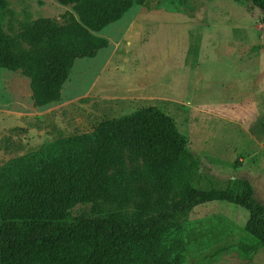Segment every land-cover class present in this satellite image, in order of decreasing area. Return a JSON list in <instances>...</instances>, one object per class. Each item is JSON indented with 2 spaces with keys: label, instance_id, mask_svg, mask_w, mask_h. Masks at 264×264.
Masks as SVG:
<instances>
[{
  "label": "trees",
  "instance_id": "trees-1",
  "mask_svg": "<svg viewBox=\"0 0 264 264\" xmlns=\"http://www.w3.org/2000/svg\"><path fill=\"white\" fill-rule=\"evenodd\" d=\"M57 1L73 9L63 22L0 29V68L30 79L36 107L59 101L76 60L109 46L99 33L147 2ZM244 1L264 13V0ZM200 169L175 119L154 105L45 143L0 169V264H188L186 222L212 202L247 211L235 247L251 258L264 248V202L248 178Z\"/></svg>",
  "mask_w": 264,
  "mask_h": 264
},
{
  "label": "rangeland",
  "instance_id": "rangeland-1",
  "mask_svg": "<svg viewBox=\"0 0 264 264\" xmlns=\"http://www.w3.org/2000/svg\"><path fill=\"white\" fill-rule=\"evenodd\" d=\"M57 0H8L7 34L40 17L64 20ZM99 35L109 46L75 62L57 102L36 107L30 79L0 68V169L52 140L154 105L171 115L201 174L248 178L264 202V13L244 0H147ZM78 205L75 212L84 209ZM247 211L228 202L195 208L188 264H264L235 247Z\"/></svg>",
  "mask_w": 264,
  "mask_h": 264
}]
</instances>
